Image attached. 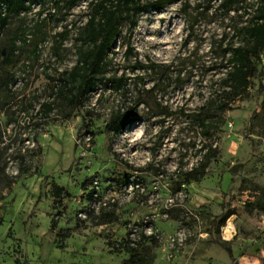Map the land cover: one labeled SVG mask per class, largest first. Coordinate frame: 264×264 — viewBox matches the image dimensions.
Returning <instances> with one entry per match:
<instances>
[{"label":"rangeland","instance_id":"374dc122","mask_svg":"<svg viewBox=\"0 0 264 264\" xmlns=\"http://www.w3.org/2000/svg\"><path fill=\"white\" fill-rule=\"evenodd\" d=\"M70 1L33 6L12 18L0 38L2 49L19 37L7 68L16 80L17 99L33 100V109L21 112L18 124L7 123L0 112L5 132L0 142V264H262L264 214L256 203L264 204L257 191L264 187V53L247 96L223 114L224 124L210 139L218 155L200 179L185 181L182 174L198 166L205 152L187 116L225 74L218 45L221 34L231 36L227 20L210 11L198 14L194 0L143 13L129 44L124 25L109 57V70L128 78V92L98 87L82 106L71 108L51 90L75 65L78 29L73 24H84L90 0L71 9ZM64 32L67 39L58 46ZM128 46L134 56L126 58ZM135 60L167 69L132 73ZM137 75L146 89L164 78L170 86L155 90L149 105L137 107L132 122L114 136L107 123L132 106L141 84ZM43 102L53 106L46 117H34L40 124L35 126L30 119ZM154 102L171 114L156 117ZM23 155L33 156L30 162L38 172L31 168L17 176ZM91 177L99 184L97 202H89L82 187ZM6 178L12 179L10 189ZM51 184L68 196L55 201ZM101 207L114 210L117 222L97 225ZM57 212V229L51 231ZM222 213L233 215L218 227L212 220ZM228 222L233 231L225 239ZM132 228L139 239H154H141L140 254L129 259L110 244L125 239ZM64 229L70 238L60 241L56 234Z\"/></svg>","mask_w":264,"mask_h":264},{"label":"trees","instance_id":"16d2710c","mask_svg":"<svg viewBox=\"0 0 264 264\" xmlns=\"http://www.w3.org/2000/svg\"><path fill=\"white\" fill-rule=\"evenodd\" d=\"M44 1L0 0V38L12 18L27 13L33 6L40 5ZM79 1L81 0H71L69 8H73ZM178 1L187 3L189 0H90L87 3L88 13L85 15L84 24L79 28L73 24L74 28L78 29L74 38L75 65L69 72L61 74V78L57 82L58 85L51 90L52 94L71 108L82 106L97 91L98 87L108 88L110 92H120L121 95H125L128 92L126 87L128 78L125 73L117 74L116 71L111 72L109 70L111 61L109 57L113 54L114 45L121 36L123 26H128L127 42L129 44L133 30L143 13L161 11L167 5ZM194 1L196 2V10H200L198 14H207L210 11L212 15L219 14L222 20L226 19L231 36L227 39L228 33L221 34L218 45L221 59L224 62L223 67L226 69L225 74L216 80L215 88L209 92L202 105L187 116L192 126L198 129V134L203 139L201 149L205 152L201 155V162L198 166L182 174L185 181L200 179L205 174L209 161L218 155V150L210 143V139L224 124L223 114L230 110L237 101L247 96L252 81L258 76L259 65L264 53V0ZM67 34L68 32H64L63 35H58L61 38L58 46L67 39ZM17 41H19V37L11 38L0 49V112L6 115L7 123L12 122L14 124H18L17 118L21 112L27 111L26 109H33V100L29 99L26 104L25 99H17L19 97L17 96L18 91L14 87L16 80L7 68L16 49L15 43ZM125 54L126 58L134 56L133 48L128 46ZM159 68L167 69L165 66L144 65L135 60V64L130 70L132 73L135 71L146 73L148 70ZM135 77L141 84L139 88H136L132 106L126 108V112L114 113L107 123V129L114 136H118L132 122L137 107L149 105L147 100L152 97L155 90L164 91L170 86L167 78H164L146 89L143 77L138 75ZM52 106L53 103L51 102L41 103L34 116H31L30 121L34 124V117L40 115L46 117V112H49ZM154 107L156 117L163 119L171 114L169 107L160 103L154 102ZM34 125L40 124L35 123ZM3 133L5 132L0 129V142ZM36 145L38 146V144ZM37 149L36 155H39L40 149ZM32 158L33 156L27 157L26 155L18 157L17 176L28 174L31 168L34 169L35 173L38 172V167L30 162ZM3 172L4 170L0 167V174ZM12 179L6 178L5 188H11ZM98 185V180L95 177L89 178L83 184L82 187L87 191L86 199L89 202L99 200L98 191L95 189ZM257 191L264 201V187H258ZM50 192L57 202L68 196L61 187L55 184H51ZM256 205L264 214V204L256 203ZM94 211L92 208L89 209L90 213H94ZM59 215L57 212L56 217L51 218L49 224L51 231L57 229ZM232 215L233 213H222L215 216L212 222L221 227ZM98 220L97 225H104L117 222V217L114 210L106 211L101 207L98 210ZM70 233L69 229L58 230L56 238L65 241L70 238ZM141 239L145 241L154 239V237L142 235ZM141 239H139L138 233L130 229L125 239L110 245L114 252H124L131 259L140 254ZM225 252L229 256L232 255L229 248H226ZM126 263L127 261H123V264ZM262 264H264V260Z\"/></svg>","mask_w":264,"mask_h":264},{"label":"bare ground","instance_id":"6f19581e","mask_svg":"<svg viewBox=\"0 0 264 264\" xmlns=\"http://www.w3.org/2000/svg\"><path fill=\"white\" fill-rule=\"evenodd\" d=\"M232 225L231 222H228L227 225L223 228V235L225 237V239H230V237L232 236Z\"/></svg>","mask_w":264,"mask_h":264},{"label":"crops","instance_id":"0c3cea01","mask_svg":"<svg viewBox=\"0 0 264 264\" xmlns=\"http://www.w3.org/2000/svg\"><path fill=\"white\" fill-rule=\"evenodd\" d=\"M260 219H263V221H264V215L260 218ZM261 223V222H260ZM259 224V223H258ZM264 237V236H263Z\"/></svg>","mask_w":264,"mask_h":264},{"label":"built area","instance_id":"2783aa9c","mask_svg":"<svg viewBox=\"0 0 264 264\" xmlns=\"http://www.w3.org/2000/svg\"><path fill=\"white\" fill-rule=\"evenodd\" d=\"M132 231L134 232V228H132Z\"/></svg>","mask_w":264,"mask_h":264}]
</instances>
